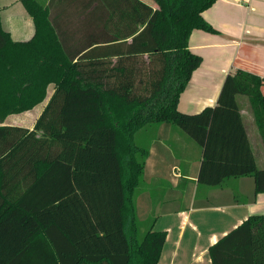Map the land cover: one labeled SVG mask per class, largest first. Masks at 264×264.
<instances>
[{"label": "trees", "instance_id": "obj_1", "mask_svg": "<svg viewBox=\"0 0 264 264\" xmlns=\"http://www.w3.org/2000/svg\"><path fill=\"white\" fill-rule=\"evenodd\" d=\"M154 1L22 0L35 23L24 41L0 5V119L53 85L32 128L0 125V264H160L166 232L140 236L135 205L147 157L135 134L148 123H174L201 147L199 183L250 175L264 192L237 99L248 97L264 145V79L238 68L215 106L181 111L202 63L189 38L217 31L202 15L216 0ZM209 252L213 264H264V213Z\"/></svg>", "mask_w": 264, "mask_h": 264}, {"label": "crops", "instance_id": "obj_2", "mask_svg": "<svg viewBox=\"0 0 264 264\" xmlns=\"http://www.w3.org/2000/svg\"><path fill=\"white\" fill-rule=\"evenodd\" d=\"M37 1L45 6L50 2ZM142 1L157 6L154 0ZM0 5L3 28L14 40L30 39L35 23L22 0H0ZM202 15L217 31L194 29L190 35L189 48L202 57V63L180 94L178 108L186 113L215 106L226 76L238 68L264 79V0H216ZM61 18L67 17L60 13ZM52 92L53 85L43 102L8 115L0 125L32 128ZM237 99L257 166L262 169L264 145L251 104L245 95ZM173 126L180 128L152 122L135 134L136 144L147 151L136 192L139 204L135 200L138 224L146 221L144 233L150 228L166 232L160 264H213L210 247L250 215L264 213V192H255L250 175L228 177L218 185L199 183L202 154L196 152V157L192 154L188 159L185 150L193 148L191 153H195V146L185 142Z\"/></svg>", "mask_w": 264, "mask_h": 264}, {"label": "rangeland", "instance_id": "obj_3", "mask_svg": "<svg viewBox=\"0 0 264 264\" xmlns=\"http://www.w3.org/2000/svg\"><path fill=\"white\" fill-rule=\"evenodd\" d=\"M50 88H52V85H50L49 86V88H48V90L50 89ZM1 120V119H0ZM181 135H183V137H185V142H187L189 145H191L192 147H194V149H195V153H191V152H193V148L191 149V150H189V149H186L185 150V153H186V157L188 158V157H192L193 155L192 154H194V157H196L197 156V153H200L201 152V147L195 142V141H193L189 136H188V134L186 133V132H184L183 130H181L180 128H178V127H175V126H173ZM186 143V144H187ZM197 152V153H196ZM188 159H190V158H188ZM192 161V159L190 160V162ZM135 200L137 201V203L139 202V200L137 199V194H136V196H135ZM139 204V203H138ZM137 207H138V205H137ZM139 225H140V236H142L143 234H144V231L146 230V228H147V223H146V221H142V220H140V222H139Z\"/></svg>", "mask_w": 264, "mask_h": 264}]
</instances>
